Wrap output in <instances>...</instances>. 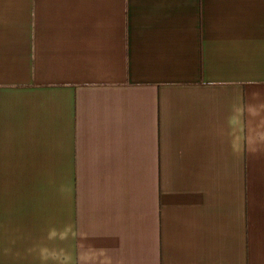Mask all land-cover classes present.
<instances>
[{"label":"crops","instance_id":"0c3cea01","mask_svg":"<svg viewBox=\"0 0 264 264\" xmlns=\"http://www.w3.org/2000/svg\"><path fill=\"white\" fill-rule=\"evenodd\" d=\"M0 264H264V0H0Z\"/></svg>","mask_w":264,"mask_h":264}]
</instances>
